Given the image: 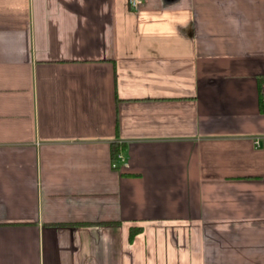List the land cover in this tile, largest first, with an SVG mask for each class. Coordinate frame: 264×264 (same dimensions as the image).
<instances>
[{
    "label": "crops",
    "instance_id": "obj_1",
    "mask_svg": "<svg viewBox=\"0 0 264 264\" xmlns=\"http://www.w3.org/2000/svg\"><path fill=\"white\" fill-rule=\"evenodd\" d=\"M263 90L264 0H0V264H264Z\"/></svg>",
    "mask_w": 264,
    "mask_h": 264
},
{
    "label": "built area",
    "instance_id": "obj_2",
    "mask_svg": "<svg viewBox=\"0 0 264 264\" xmlns=\"http://www.w3.org/2000/svg\"><path fill=\"white\" fill-rule=\"evenodd\" d=\"M144 1L145 0H127V4L131 9H137ZM263 97H264V90H263ZM117 160L118 162L126 164L125 157L120 153L117 154Z\"/></svg>",
    "mask_w": 264,
    "mask_h": 264
},
{
    "label": "trees",
    "instance_id": "obj_3",
    "mask_svg": "<svg viewBox=\"0 0 264 264\" xmlns=\"http://www.w3.org/2000/svg\"><path fill=\"white\" fill-rule=\"evenodd\" d=\"M119 151H120L119 147H117L116 145H112V147H111V156H112V159L114 160V167L116 169L119 168V164H118V160H117V153Z\"/></svg>",
    "mask_w": 264,
    "mask_h": 264
}]
</instances>
